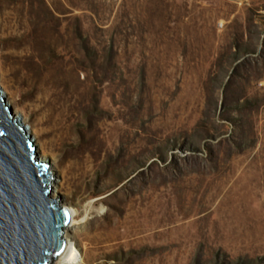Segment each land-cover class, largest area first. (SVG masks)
<instances>
[{"label": "rangeland", "instance_id": "obj_1", "mask_svg": "<svg viewBox=\"0 0 264 264\" xmlns=\"http://www.w3.org/2000/svg\"><path fill=\"white\" fill-rule=\"evenodd\" d=\"M6 11L1 93L77 211L81 264H264V0Z\"/></svg>", "mask_w": 264, "mask_h": 264}, {"label": "water", "instance_id": "obj_2", "mask_svg": "<svg viewBox=\"0 0 264 264\" xmlns=\"http://www.w3.org/2000/svg\"><path fill=\"white\" fill-rule=\"evenodd\" d=\"M37 153L0 90V264H52L69 248L70 209Z\"/></svg>", "mask_w": 264, "mask_h": 264}, {"label": "bare ground", "instance_id": "obj_3", "mask_svg": "<svg viewBox=\"0 0 264 264\" xmlns=\"http://www.w3.org/2000/svg\"><path fill=\"white\" fill-rule=\"evenodd\" d=\"M51 2L55 3L56 0H51ZM11 15H12V13L10 11H6L3 19L0 20L1 21L0 24L2 26L1 34L2 35L5 34V37L3 38V40L11 39V36L9 35L10 29L13 27V25H11V21H12ZM24 67H28V64L25 63ZM15 71H17V68L15 69ZM54 79H56V78H54ZM36 80H37V84H39L40 78H37ZM17 81H18V83L20 82V84H22V83H24V84L26 83L27 84V80L23 79V78H17ZM4 89H5V86L4 85H0V90L3 93H5ZM24 89L23 90L25 91V94H27V96L30 95L31 93H32V95H34L36 93V91H37L36 87L24 88ZM28 130H32V128L30 126L29 127L28 126L25 127V131L28 132ZM98 152H99V150L98 151L94 150V158H96V159H98L97 154H96ZM43 156H45L44 153H43V155L42 154L39 155V153H37V157L39 159H41L42 161H43V159L41 157H43ZM84 162H85V164H87L88 162H91L90 158L84 156ZM51 170L52 169H50V171H48L49 174H50ZM57 182H59V181H54L53 182L54 185H53V189H52V192H51L53 197H55V194L57 192H59V190H60L58 188ZM69 209H70V212H71V215H72V221H71L70 225L65 229V238L68 241L69 248H68V250H67V252L65 254H63V255L58 257V261H59V264H81L83 262V259H81V256L79 254V251H78L75 243L73 242V240L70 237H67L68 236L67 232L72 231L73 229H75L76 228V224H78V222H76V219H75L77 211L74 208H69ZM83 222H84V220L81 221V223H83Z\"/></svg>", "mask_w": 264, "mask_h": 264}]
</instances>
